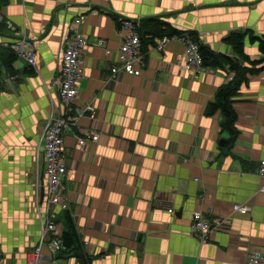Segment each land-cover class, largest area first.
Masks as SVG:
<instances>
[{"label": "crops", "instance_id": "crops-1", "mask_svg": "<svg viewBox=\"0 0 264 264\" xmlns=\"http://www.w3.org/2000/svg\"><path fill=\"white\" fill-rule=\"evenodd\" d=\"M0 14L15 26L0 23V264H27L41 240L42 136L51 115L66 111L58 80L72 28L88 47L72 108L78 124L65 133L69 209L54 213L62 234L70 215L89 264H245L250 252L264 255V71L234 99L232 146L224 116L208 114L234 77L228 68L194 78L181 42L164 50L146 42L142 75L112 73L125 18L139 19L143 34L158 20L234 58L226 40L242 34L245 54L259 60L251 35L264 36V0H0ZM24 36L37 69L13 56ZM235 205L250 211L234 213ZM197 212L212 224L205 242L193 232ZM42 256L41 264H83L49 242Z\"/></svg>", "mask_w": 264, "mask_h": 264}, {"label": "built area", "instance_id": "built-area-1", "mask_svg": "<svg viewBox=\"0 0 264 264\" xmlns=\"http://www.w3.org/2000/svg\"><path fill=\"white\" fill-rule=\"evenodd\" d=\"M2 22H5L9 29L15 31L13 23L5 20L0 14V23ZM80 22L78 20L76 25L78 26ZM139 27V19L125 18L119 20V33L122 38V44L118 52L120 66L112 69L114 77L121 72L132 76L142 75L147 64ZM72 30V34H68L66 39V47L62 55V73L58 80L60 96L66 111L62 115H51L42 136L45 175L47 178L44 215L41 217L42 236L37 248L30 254L27 264L42 263V249L47 242H49L54 251H59L63 248L62 232L54 221V213L56 209L64 211L69 209V204L66 200V187L64 185V179L67 174L65 133L70 126L78 124V117L73 114L72 108L79 98V84L83 78L82 58L88 47V40L84 34L78 28H72ZM172 41H179L183 44V69L186 72L192 73L194 78H198L200 74L213 70L204 66L200 46L194 41L190 33L158 38L155 41L156 48L164 50ZM10 48L18 58L25 60L33 69H37L38 60L35 48L25 36L19 38ZM231 79L232 77L230 81ZM79 144L81 147H84L86 141L79 139ZM259 176L264 182V160L260 162ZM261 192L264 193V183ZM249 211L250 208L246 205H235L233 207L234 213L246 215ZM211 230L212 224L208 216H205L202 212H197L193 217L194 234L205 242ZM245 264H264V255L260 252H250Z\"/></svg>", "mask_w": 264, "mask_h": 264}, {"label": "trees", "instance_id": "trees-1", "mask_svg": "<svg viewBox=\"0 0 264 264\" xmlns=\"http://www.w3.org/2000/svg\"><path fill=\"white\" fill-rule=\"evenodd\" d=\"M144 26V34L141 32V27L139 28L143 48L146 42L155 44V40L158 38L178 36L186 33L179 32L158 20H150ZM190 35L200 46L203 64L206 68L214 70L228 68L234 74L231 81L218 91L215 100L208 107L209 115L220 112L224 116L222 128L229 134L228 146H232L239 134L236 126L238 115L234 108V99L239 95L242 86L249 82L250 76L264 71V36L251 35L252 42L259 44V50L262 55V58L259 60H251L244 52L245 35L233 34L226 40V43L235 49L237 55L235 58L211 51L199 41L197 36L192 33ZM13 56L16 55L13 53ZM66 220L68 230L62 234V250L74 251L75 255L81 259L83 264H89L90 259H87L85 256L81 238L72 217L67 215Z\"/></svg>", "mask_w": 264, "mask_h": 264}, {"label": "water", "instance_id": "water-1", "mask_svg": "<svg viewBox=\"0 0 264 264\" xmlns=\"http://www.w3.org/2000/svg\"><path fill=\"white\" fill-rule=\"evenodd\" d=\"M44 196H45L44 191H42V195H41L42 200H44Z\"/></svg>", "mask_w": 264, "mask_h": 264}]
</instances>
